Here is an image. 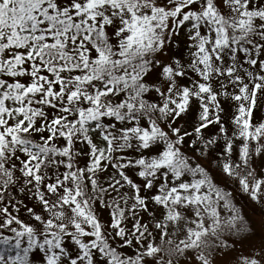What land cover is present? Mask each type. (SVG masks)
Returning a JSON list of instances; mask_svg holds the SVG:
<instances>
[{
	"label": "snow or ice",
	"instance_id": "6c2138e0",
	"mask_svg": "<svg viewBox=\"0 0 264 264\" xmlns=\"http://www.w3.org/2000/svg\"><path fill=\"white\" fill-rule=\"evenodd\" d=\"M0 264H264V0H0Z\"/></svg>",
	"mask_w": 264,
	"mask_h": 264
}]
</instances>
